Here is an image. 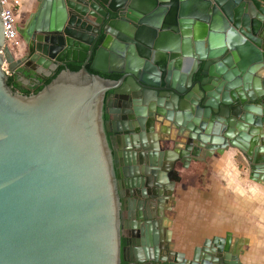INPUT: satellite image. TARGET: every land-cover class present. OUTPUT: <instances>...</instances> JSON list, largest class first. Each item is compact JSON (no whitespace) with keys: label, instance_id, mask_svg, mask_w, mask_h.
I'll list each match as a JSON object with an SVG mask.
<instances>
[{"label":"water","instance_id":"95a60500","mask_svg":"<svg viewBox=\"0 0 264 264\" xmlns=\"http://www.w3.org/2000/svg\"><path fill=\"white\" fill-rule=\"evenodd\" d=\"M43 1L26 66L55 77L31 95L8 84L25 59L0 3V264H173L152 226L177 164L236 151L264 186V0ZM172 129L187 142L164 151ZM231 247L207 239L185 264H244Z\"/></svg>","mask_w":264,"mask_h":264},{"label":"crops","instance_id":"0c3cea01","mask_svg":"<svg viewBox=\"0 0 264 264\" xmlns=\"http://www.w3.org/2000/svg\"><path fill=\"white\" fill-rule=\"evenodd\" d=\"M237 154H215L203 165L192 162L185 187L177 190L181 197L171 238L175 250L188 259L205 240L230 234L233 247L240 243L248 250L241 256L242 263L264 264V186L251 180L248 171L244 186Z\"/></svg>","mask_w":264,"mask_h":264},{"label":"flooded vegetation","instance_id":"af4514ba","mask_svg":"<svg viewBox=\"0 0 264 264\" xmlns=\"http://www.w3.org/2000/svg\"><path fill=\"white\" fill-rule=\"evenodd\" d=\"M43 2H44L43 0H19L18 4H16V6H15L16 30H17L19 38H20V46L15 48V49H12L11 51L15 55L16 59H25V60L17 68V70L15 72L12 73L10 71L9 76L15 77L17 79V81L21 84L20 90H22L24 88L29 89V90H34L37 86L43 85L45 83L46 78H52L53 76H55L54 73L51 74L50 77L36 73L35 71L32 70V66L34 65V62H32V64H30L29 66H26V63L31 60L32 55L27 54L25 36L33 37L35 35V31H33V32L31 31L32 25L35 24V22H37L36 18L34 17L35 16L34 14L38 13L39 7L44 6L42 4ZM19 4H20V6H19ZM21 33H22V35H21ZM60 68H63V67H60ZM46 71L48 73H51V70H46ZM57 71H56V73H57ZM97 74H98V72H97ZM101 76L115 80V81H118L121 78V75H118V74H112V75L101 74ZM155 92L157 93V95L160 96L163 93L170 94L171 90L168 87H161V88L156 89ZM107 119H108V116H105V120H107ZM113 121H118V119L116 118V120H113ZM166 125H167V127H166L167 129H168V127L171 128L169 123H166ZM169 136H170V134L168 135V133L166 132V129H165V133L163 135H161V137L166 138ZM109 137H111L110 134H109ZM171 138H172L171 139L172 141L170 143L165 142V143L161 144V147L164 151L176 152L177 149L185 147L184 143H186L187 141L185 140V138L177 137L174 129H172V131H171ZM198 145H199V143L194 142L195 147ZM203 153H205V152L203 151ZM203 153H202L203 161L196 162V163L203 165L208 159L215 156V155L207 156L206 153L205 154H203ZM217 155H220V154H217ZM241 160H243L245 162V164H247L246 169L248 170V172H250L249 171V162H247V160L240 153H238L236 156V161L241 163L242 162ZM175 169L179 172L180 182L179 181L175 182L177 180V176L173 175V179H174L173 181L175 182V187L173 189V192H171V194H167L165 197H163V196L159 197L161 200V202H160L161 204L159 207H157L156 213L157 214L161 213L162 217L160 219V223L157 224L156 226H152V227L155 228V231L159 234V236H162L163 239H165L166 243L168 244V246L165 249L160 250L159 258H166L167 257V258H169V260L172 261L173 264H185V262H186L185 260H190L191 258L188 259L183 252L175 250V248L173 247V239L171 238L172 234L170 231L171 230L170 227L174 221L173 219H175V217H176V209H177L176 207H177V204H178L180 197H181V192H177V190H178V188L181 189V188L185 187V181L188 179V175L186 173L187 170L183 169L180 164H177ZM248 177L250 178V173H248ZM158 192H159V190H158ZM162 192L163 191L160 190L161 194H162ZM167 192H169V191H167ZM136 198H138L137 202H136L137 208L135 209V211L137 212L138 211V205H139L138 200H140V198L133 196V197H130L129 199L131 201H135ZM149 202H152V200H150ZM127 214H128V211H122V220L123 221L127 220V218H128ZM127 236H128V231L123 230V237L126 238ZM125 238H123V247L127 243V240ZM133 243H131V245L129 244L128 248H131L133 246ZM234 247L232 246L231 248L234 249ZM232 256H235L234 252H232ZM123 264H126V263L123 262Z\"/></svg>","mask_w":264,"mask_h":264},{"label":"built area","instance_id":"2783aa9c","mask_svg":"<svg viewBox=\"0 0 264 264\" xmlns=\"http://www.w3.org/2000/svg\"><path fill=\"white\" fill-rule=\"evenodd\" d=\"M19 0H0L2 6L1 18L4 24L5 46L15 49L20 46V38L16 30L15 6ZM5 72L10 75L8 64H4Z\"/></svg>","mask_w":264,"mask_h":264},{"label":"trees","instance_id":"16d2710c","mask_svg":"<svg viewBox=\"0 0 264 264\" xmlns=\"http://www.w3.org/2000/svg\"><path fill=\"white\" fill-rule=\"evenodd\" d=\"M70 68L71 70L73 71H78L80 68H81V64L79 63H71L70 65ZM63 70V68H60L56 75L59 74V72ZM55 76H53L52 78H46L45 79V83L43 85H40V86H37L34 90H29V89H22L20 90L21 88V84L17 81V79L15 77H10L9 78V81H8V84L13 88V90L15 91H19L20 93L24 94V95H31V94H34V93H37L39 92L44 85L48 84L51 82V80L54 78Z\"/></svg>","mask_w":264,"mask_h":264},{"label":"rangeland","instance_id":"374dc122","mask_svg":"<svg viewBox=\"0 0 264 264\" xmlns=\"http://www.w3.org/2000/svg\"><path fill=\"white\" fill-rule=\"evenodd\" d=\"M21 4V3H20ZM20 4H19V6H20ZM242 162L241 163H239V162H237L238 164H239V167L241 168V172H240V180H241V182H244L243 181V179H246L247 178V169H246V167H247V164H245V162L243 161V160H241ZM243 168H245L244 170H242ZM244 186H247V183H246V181L244 182ZM241 188H242V186H241ZM246 252H248V250H246ZM251 259H250V262H253L254 260H253V257L251 256L250 257Z\"/></svg>","mask_w":264,"mask_h":264}]
</instances>
